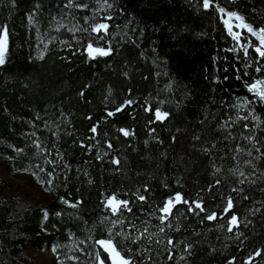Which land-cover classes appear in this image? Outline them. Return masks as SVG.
Listing matches in <instances>:
<instances>
[{
    "label": "trees",
    "instance_id": "obj_1",
    "mask_svg": "<svg viewBox=\"0 0 264 264\" xmlns=\"http://www.w3.org/2000/svg\"><path fill=\"white\" fill-rule=\"evenodd\" d=\"M218 2L227 10L238 11L248 23L264 26V0ZM37 4L39 9H35ZM29 14L33 15L31 23ZM85 14L90 15V10L66 9L61 0H16L15 4L0 0V26L6 24L9 30L8 52L0 65V155L12 170L35 173L38 180L47 181L50 177L35 166L42 165L45 156L32 143L33 138L26 136L35 132L53 156L59 151L71 165L67 180L66 170L58 168L53 183H43L51 193L44 204L25 197L0 174V264H35L33 251L45 250L50 243L59 264H94V252L100 248L95 241L106 238L107 228L112 226L104 218L115 219L104 206L106 196L115 192L131 199L137 227H142V220H150V231H157L155 225L160 221L156 217L162 213L156 210L175 191L189 199L199 193L206 209L218 216L201 223L204 213L189 215L183 204L176 205L184 213L182 227L179 233L170 234L194 243L195 248L186 260L179 259V249L173 261L162 253L161 264H228L232 257L236 258L233 264H264V209L255 215L249 211L260 208L259 202L264 201V181L244 185L249 199L243 200L231 193L239 177L230 171L236 167L250 170L243 164L248 158L244 153L239 154V165L233 158L236 144L251 148L241 132L254 133L260 141L257 147L264 151V104L255 103L246 88L264 77V71H254L257 64L264 68V62L252 48L243 56L221 14L204 10L202 0H115L114 19L109 21L113 27L104 39H97L94 33L68 31L79 25L87 27L91 21L81 19ZM60 24L64 26L57 27ZM233 25L243 33L242 42H257L246 29ZM89 39L95 46H108L111 41L113 52L90 58L85 50ZM233 48L238 51H231ZM246 62L252 66L245 68ZM246 96L254 101L252 107L260 120H251L247 130L241 123L218 128L229 112L236 116V110L221 101L235 104L237 97ZM126 99L135 103L114 116L107 115ZM148 106L168 111L170 116L156 121L154 111L145 110ZM242 114L251 116L248 109ZM93 125L98 126L97 133L90 131ZM120 128L135 134L125 137ZM229 132L235 140L226 138ZM197 135L200 140L193 139ZM80 140L92 144L91 150L82 147ZM210 142H215V148L203 151ZM12 145L25 148V153H17ZM117 156L120 165L112 163ZM213 163L222 169L215 176ZM260 168L264 169V162ZM216 178L222 181L219 186L214 184ZM145 184L149 185L146 193ZM209 185L211 191H207ZM137 189L148 196L147 201L135 199L132 194ZM230 193L235 207L221 216L223 197ZM61 197L82 203L73 208ZM233 211L240 219L242 236L236 235L235 228L232 233L227 231ZM152 212L155 215L149 216ZM173 215H177L175 208ZM45 224L54 231L46 230ZM120 228L114 226L117 241ZM257 251L261 254L255 255ZM75 256L80 259H73Z\"/></svg>",
    "mask_w": 264,
    "mask_h": 264
},
{
    "label": "snow or ice",
    "instance_id": "obj_2",
    "mask_svg": "<svg viewBox=\"0 0 264 264\" xmlns=\"http://www.w3.org/2000/svg\"><path fill=\"white\" fill-rule=\"evenodd\" d=\"M16 0H12V3L15 4ZM63 7L66 9H83L90 10L91 14H85L81 17L85 22L91 21L87 27L83 25H79L78 27H70L68 31L70 32H83L88 34H95L97 39H104V34L109 32V28L113 27L109 23V21L114 19L112 15V10L115 8V0H94V3L82 2V0H61ZM40 5L37 4L35 9H39ZM202 8L204 10H213L217 11L221 14V19L223 20L224 25L227 27L229 35L238 42L239 49L243 50V56L247 57L249 55V49H254L255 54L259 57L261 62H264V26L256 27L252 23H248L243 15H241L238 11L227 10L224 7H221L218 0H202ZM34 9V10H35ZM120 11H123L121 8ZM69 16H72V13H68ZM100 17L97 19V17ZM64 18V17H62ZM29 23L33 21V15L29 14L27 17ZM75 20V17H73ZM233 20L239 21L236 27L241 29H246L247 33H250L252 37L256 38L257 42H253L251 39H248L247 42H242L241 38L243 33L237 32L234 30ZM78 23V22H77ZM64 25L60 24L57 27H62ZM118 27V26H117ZM8 44H9V30L7 25L0 26V65L5 63V57L8 52ZM108 46H95L92 39H89L86 42V52L90 58H96L99 56H109L113 52V48L111 47V41H107ZM68 47H72V45H67ZM233 52L238 51L237 48L230 49ZM40 58L43 59V54H40ZM252 65L250 63H245L244 67L249 68ZM254 71L259 73L264 71V68L257 64L254 68ZM127 75V73H125ZM227 77H225L226 79ZM217 81H219L220 77H215ZM246 88L252 96L255 97V103L264 104V77L257 78L252 82L246 85ZM130 91V90H129ZM83 96V92L80 93ZM253 100L246 97H237V102L235 104H229L225 101H221V104H224L228 109H235L236 116L235 118L229 114L226 119H224L221 123L217 125L220 129H229L232 128L235 123H241L243 129L247 130L252 127L251 120L259 121L260 117L255 114L256 110L253 105ZM135 101L133 99H126L123 101V104L116 107L112 111H108V116H114L116 113L123 110L125 106H129L134 104ZM244 109H248V113L251 114H242ZM146 111H154V118L156 121L163 122L166 118L170 116V112L161 110V108L157 107L154 110L148 106L145 109ZM90 119V117H89ZM152 121L150 120L149 123ZM201 124L204 121H200ZM33 127H35V121L32 122ZM259 125H257L258 127ZM45 127H47V123H45ZM97 125H93L90 129L92 133H97ZM120 132L123 133L125 137L134 135L135 133L130 131L127 128H120ZM152 132H155V129H151ZM179 131V129H177ZM54 135H58V133H54ZM240 135L244 140H247L251 145V148L241 146L240 144H236L234 152L236 155L233 157L237 161V165L240 163L239 154L244 153L248 158L243 160V164L248 165L250 170L245 172L240 167H236L232 170L233 175L239 177L236 181L237 186L231 189V193H235L237 197L243 200L249 199V195L246 192L244 185H248L249 187L256 185L258 181H264V169L260 168V162H264V151H261L260 147L257 145L260 144V141L257 139L254 133H244L241 132ZM26 136H31L32 143L35 145L37 149H40L44 154L45 158L43 160V164L35 165L40 171L46 172L47 176L50 179L47 181H41L42 183H47L51 185L56 177V169H64L65 175L64 179L67 180V171L71 170V165L68 164L63 157V154L59 151H56L55 156H53L52 151L43 145L41 140L38 138L35 132L28 133ZM227 139L235 140L236 137L231 135V132L228 133ZM176 139L175 136L172 137L174 141ZM193 139L200 140V136H194ZM163 143V141H160ZM82 147L91 150L93 147L92 144L85 145L84 140L79 141ZM109 148H112L111 140L106 141ZM147 143V141H145ZM215 142H210V146L203 148L205 152H211L213 148H215ZM11 147L15 148L14 145ZM55 147V146H53ZM264 147V146H262ZM17 153H25V148H15ZM253 152L256 155H253ZM107 155V153L105 154ZM58 158V159H57ZM97 159H103L101 156H97ZM112 163L115 165H120V158L113 157ZM49 166L51 170H49ZM212 167L215 169L213 175L221 172V168L217 167L215 163H213ZM27 171V169H24ZM35 175V173H33ZM37 179L40 177L37 175ZM91 182V181H90ZM177 184H180L181 181L178 179L176 181ZM222 183L221 179L216 178L214 180V184L219 186ZM144 189V193L149 190V185L145 184L142 186ZM164 187L167 188L168 185L164 184ZM212 190V185H209L207 191ZM203 191V190H202ZM264 191V189H261ZM144 193H141L139 189L136 190L132 195L139 202H145L148 200V196ZM228 194L224 196L225 206L222 209L220 215L223 216L228 214L230 210H233L234 200L233 195ZM223 195V194H222ZM64 200L65 204L70 205L75 208L78 206L81 201L73 202L70 200ZM260 208H249V211L255 215L257 212H260L261 209H264V201L259 202ZM133 201L129 198H121L117 193L113 192L105 197L104 206L110 210V212L115 216V219H109L105 217L104 219L109 220V223L112 225L107 228V237L100 238L95 241L100 248L96 249L94 252V264H161L162 253L164 254L163 258H166L168 261H173L176 256V250H180V260H186L188 256L192 255V250L195 248V244L187 241L185 239H176L174 235L170 233L175 232L179 233L181 230L180 220L184 213L180 212V209L176 207L178 204H183L186 208V213L189 215L199 216L201 213H204L203 218L200 220L201 223L204 220L214 221L217 219L218 213L216 211L209 212L206 207L203 198L197 194V198L189 199L184 196L181 191H175L173 194L166 197L163 201L162 206H159L156 211L162 213V215L157 216L156 218L160 221L159 224L155 225L157 231H150L151 221L150 220H142L140 223L142 227H137L135 221L137 217L133 212L132 207ZM176 209L177 215H173V209ZM142 210V209H140ZM127 214V215H126ZM57 215H62V213H57ZM149 216H154L155 212L149 213ZM131 216V219L128 218ZM47 217V213L45 212V218ZM239 224L240 219L238 215L233 211L230 215V218L227 221V231L232 233L234 228L237 230L236 235L242 236L243 233L239 232ZM120 225V231L116 233L120 237V240L117 241L113 235L114 226ZM126 225V229H125ZM221 228H224L225 225H219ZM167 229V231H166ZM102 250V251H101ZM83 252L84 249H81ZM264 251V250H261ZM261 251H257L255 255H260ZM103 253V254H102ZM86 256L92 255V253H85ZM75 260H79L80 257H73ZM235 257H232L228 264H233L235 261ZM252 257H249V261H251Z\"/></svg>",
    "mask_w": 264,
    "mask_h": 264
},
{
    "label": "rangeland",
    "instance_id": "obj_3",
    "mask_svg": "<svg viewBox=\"0 0 264 264\" xmlns=\"http://www.w3.org/2000/svg\"><path fill=\"white\" fill-rule=\"evenodd\" d=\"M235 23H239V21L233 20ZM0 174L7 179L9 182L13 183L16 187L19 188L21 193L30 199L35 201H39V203L44 204L47 200L50 199L51 193L49 189L37 179V177L30 173L18 170H12L8 167L6 163V159L0 155ZM48 213L46 222L48 220ZM45 229L49 232H53V228H51L48 224H45ZM35 264H59L57 256L53 251V245L49 248H45L42 251H33L32 253Z\"/></svg>",
    "mask_w": 264,
    "mask_h": 264
},
{
    "label": "water",
    "instance_id": "obj_4",
    "mask_svg": "<svg viewBox=\"0 0 264 264\" xmlns=\"http://www.w3.org/2000/svg\"><path fill=\"white\" fill-rule=\"evenodd\" d=\"M51 245H52V243H50V244L48 245V247L50 248V247H51Z\"/></svg>",
    "mask_w": 264,
    "mask_h": 264
}]
</instances>
